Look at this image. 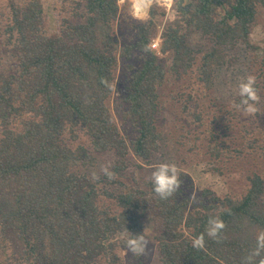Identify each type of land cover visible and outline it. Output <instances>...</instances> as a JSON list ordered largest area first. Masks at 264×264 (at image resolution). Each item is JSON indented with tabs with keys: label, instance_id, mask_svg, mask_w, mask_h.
I'll return each mask as SVG.
<instances>
[{
	"label": "trees",
	"instance_id": "trees-1",
	"mask_svg": "<svg viewBox=\"0 0 264 264\" xmlns=\"http://www.w3.org/2000/svg\"><path fill=\"white\" fill-rule=\"evenodd\" d=\"M259 4L264 7V0H191L162 33L161 52L172 59L168 73L180 78L194 69L198 59L188 32H200L213 45L202 54L197 73L211 87L213 71L224 64L221 48L249 43ZM77 5L80 20H64L60 31L49 33L41 0H8L4 33L15 66L0 72V245L7 252L0 264H100L102 259L114 264L116 248L129 249L132 236L146 239L150 215L159 221L154 237L162 264H261V174L248 177L240 199L207 190L196 204L186 195V175L172 195L161 199L152 180L144 186L119 182V192L113 182V189L102 191L97 185L106 182L105 176L92 180L80 172L97 161L83 145L71 148L63 142L67 129L77 140L81 128L96 153L114 151L119 158L132 153L142 161L157 153L155 115L167 72L150 46L156 7L134 27L136 41L121 47L113 32L119 0ZM134 52L142 62L130 68L125 82L123 117L132 135L124 138L107 101L115 92L119 59H131ZM19 119L22 126L16 130L12 125ZM104 197L114 201V210L98 205ZM213 220L224 224L215 237L207 234ZM200 236L203 247H194ZM132 253L141 259L145 249Z\"/></svg>",
	"mask_w": 264,
	"mask_h": 264
},
{
	"label": "rangeland",
	"instance_id": "rangeland-1",
	"mask_svg": "<svg viewBox=\"0 0 264 264\" xmlns=\"http://www.w3.org/2000/svg\"><path fill=\"white\" fill-rule=\"evenodd\" d=\"M84 0H41L45 27L49 33L60 31L66 21H77L75 14L81 13L77 3ZM191 0H174L172 8L167 12L163 7L156 6L154 39L161 37L166 25L180 19L183 11L188 10ZM178 4L181 5L179 10ZM130 0H119V15L113 22V32L118 38L121 47L132 45L136 41L135 26L138 20L132 13ZM0 72L12 69L15 66L14 52L7 43L4 25L9 16L8 0H0ZM221 15L224 11L220 10ZM77 18L74 20V18ZM80 20V19H78ZM190 46L196 51L194 69L180 78L168 73L171 64V55L159 53L166 69V78L160 89L159 108L155 115L156 126L160 134L159 150L149 160H140L132 153L119 158L114 151L96 153L93 150L89 137L79 128L77 140H73L67 129L63 142L71 148L83 145L96 158V165L91 168H80V172L87 174L92 180L95 173L99 179L105 180L97 187L102 191L113 189V182L119 189V182L127 185L144 186L143 183L152 180V173L160 164H174L179 180L186 175L184 186L186 195L193 203L198 204L204 191L210 190L216 196L231 199H240L249 188L248 177L254 172L264 178V66L261 65L264 52V7L257 6L255 25L249 35V43L240 42L233 47L225 46L221 49L224 64L213 71L214 84L207 88V84L198 77V67L204 52L212 47L211 40L200 32H188ZM140 55L134 52L131 59L120 58L115 67V92L107 101V105L117 123L121 134L127 138L132 135L131 124H127L123 117L125 104V82L130 76L131 69L141 65ZM255 77L254 88L257 102H254L256 111L246 114L240 104L239 84L247 76ZM251 103V102H250ZM21 120L14 122L12 127L21 129ZM2 130L0 128V138ZM115 174L109 179L102 169ZM182 178V179H180ZM116 188V187H115ZM116 192L115 190H110ZM114 201L105 197L100 198L98 205L113 206ZM158 219L150 215L146 224L145 253L142 258L124 247L116 248L118 259L114 264H162L159 253V244L154 237L158 226ZM122 237V236H121ZM1 244V241H0ZM10 253V252H9ZM6 247L0 245V262L7 259ZM100 264H109L102 259Z\"/></svg>",
	"mask_w": 264,
	"mask_h": 264
},
{
	"label": "clouds",
	"instance_id": "clouds-1",
	"mask_svg": "<svg viewBox=\"0 0 264 264\" xmlns=\"http://www.w3.org/2000/svg\"><path fill=\"white\" fill-rule=\"evenodd\" d=\"M255 77L247 76L246 80L239 84V95L242 97L240 104L234 105L238 109L243 107L246 114H252L256 111L254 102H257L259 97L257 96L254 88ZM251 102V103H250ZM105 175L109 179L114 178L115 174L108 170V167L102 169ZM179 170L172 164H160L156 170L152 173V181L154 185V192L161 198L166 199L179 187L180 181L178 178ZM93 179H98L95 173L92 174ZM212 228L208 231V235L215 237L220 229L224 227L222 221L213 220L210 221ZM261 245L264 246V234L260 236ZM147 242L144 240L142 235L132 236L127 240V246L132 252H143ZM194 247H203V236L194 239ZM264 264V261H261Z\"/></svg>",
	"mask_w": 264,
	"mask_h": 264
},
{
	"label": "built area",
	"instance_id": "built-area-1",
	"mask_svg": "<svg viewBox=\"0 0 264 264\" xmlns=\"http://www.w3.org/2000/svg\"><path fill=\"white\" fill-rule=\"evenodd\" d=\"M124 1V0H123ZM132 3V13L138 20H146L149 17V12L153 7H163L167 12L172 8L174 0H130ZM161 37L152 40L151 49L159 53L161 45Z\"/></svg>",
	"mask_w": 264,
	"mask_h": 264
}]
</instances>
